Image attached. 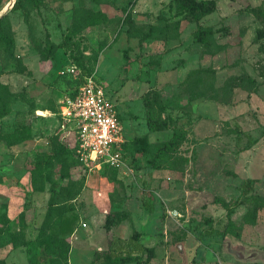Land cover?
Instances as JSON below:
<instances>
[{
	"label": "rangeland",
	"instance_id": "rangeland-1",
	"mask_svg": "<svg viewBox=\"0 0 264 264\" xmlns=\"http://www.w3.org/2000/svg\"><path fill=\"white\" fill-rule=\"evenodd\" d=\"M17 1L0 0L13 40L9 52L0 48L11 108L0 118V221L10 220L0 264H44L37 240L57 234L54 221L44 224L49 194L33 189L31 171L39 153L55 154L66 139L56 113L78 87L71 66L102 83L130 142L114 183L67 154L47 169L64 199L67 174L82 185L72 201L78 221L62 238L67 263L91 264L110 249L139 258L121 264H264V0H194L211 2L199 17L187 0H43L38 9ZM87 10L105 20L86 25ZM147 115L165 127L150 132ZM22 125L31 140L7 146L1 136ZM175 130L184 132L173 154L181 163L151 169L152 152ZM257 205L255 222L244 223ZM112 213L126 219L107 232ZM229 222L235 228L219 236Z\"/></svg>",
	"mask_w": 264,
	"mask_h": 264
},
{
	"label": "trees",
	"instance_id": "trees-1",
	"mask_svg": "<svg viewBox=\"0 0 264 264\" xmlns=\"http://www.w3.org/2000/svg\"><path fill=\"white\" fill-rule=\"evenodd\" d=\"M22 0H18L16 4L20 3ZM28 2L32 3L36 9L39 8L43 0H27ZM189 2V7L185 10L189 11L191 15L197 17L207 14L211 11V2H199L196 3L194 0H187ZM181 2H179L180 5ZM15 4V5H16ZM180 7V6H179ZM182 7V6H181ZM181 9V8H180ZM183 9V7H182ZM85 23L86 25H99L101 22L105 20L104 16L99 11H91L87 10L85 12ZM8 15H3L0 17V48L3 51L9 52L13 47V40L11 37L10 29L7 24ZM53 53H50L52 55ZM18 61V60H14ZM21 65L19 73L25 71V67ZM77 68H81L80 66H76ZM81 70V69H80ZM82 76H89L88 73L81 70ZM79 85V83H78ZM75 92V91H74ZM73 92V93H74ZM72 93V94H73ZM70 94V95H72ZM119 110V109H118ZM59 111V106H58ZM120 111V110H119ZM11 112L10 102H9V94L8 89L5 85L0 84V118H3L9 115ZM58 112L56 113V115ZM58 116V115H57ZM119 119L122 121V115L119 112L118 114ZM123 122V121H122ZM146 123L150 130V132L156 131L160 128L165 127V123L162 122L161 118H155L152 115L146 116ZM33 134L32 130L29 126H20V128L13 133L5 134L1 136V140H3L7 146L12 147L18 145L20 143H25L31 140ZM184 139V132L180 130H175L172 137L161 144H159L154 151L152 152L149 160L147 161L148 166L154 170L160 169H168L173 170L176 166L180 163L176 160L173 156L174 152L179 148L181 141ZM129 140L125 142L123 145V156L124 161L129 156ZM135 143L138 145L137 152L139 154H145L148 149V142L146 137H139L135 139ZM64 154L71 156L75 164L79 166L78 161L74 156L73 149L69 146L67 140H63V144L61 145L60 150H58L55 154H47V153H39L36 163L31 171V185L35 191L48 193L49 199L46 203V218L44 224L46 226L51 225L52 222H55L57 227V234L48 235V236H40L37 240V257L42 259L44 264H68V252L69 248L64 245L63 237L67 235H71L74 231L75 225L78 221V216L75 213L74 206L72 201L75 197L81 192L82 185L79 183H74L70 179V175L67 174L65 179H68V184L63 188L68 192V198L64 199L60 191L57 190V186L59 181L51 182L50 175L47 172V169L52 165V162L55 160L62 159ZM61 156V158H60ZM100 175L104 176L109 182L114 183L116 180V170L108 169L104 167L100 173ZM250 183V190H252V182ZM247 198V196H245ZM249 199V197L247 198ZM68 201V202H67ZM64 204L65 206H61L60 204ZM44 206V207H45ZM62 207V208H60ZM261 207V205H257L248 211L244 217L243 222L246 224H253L256 219L257 210ZM126 217L121 216L118 213H112L107 216L105 229L107 232H110L112 228L119 225L122 221H124ZM9 218L4 215L2 220L0 221V235L3 234L2 225L9 224ZM235 225L232 222H229L227 225V229L223 232H219V236H223L227 230H233ZM135 249H144L147 248L143 247L138 242L135 244ZM134 250V251H136ZM30 251V250H29ZM147 251H151V249H147ZM104 258L107 260L109 264H121L125 262H130L134 260H138L136 255L132 254L130 251L124 254H117L112 250H108V252L99 251L95 254L94 262L92 261L91 264H96L97 260Z\"/></svg>",
	"mask_w": 264,
	"mask_h": 264
},
{
	"label": "built area",
	"instance_id": "built-area-1",
	"mask_svg": "<svg viewBox=\"0 0 264 264\" xmlns=\"http://www.w3.org/2000/svg\"><path fill=\"white\" fill-rule=\"evenodd\" d=\"M66 73L78 76L79 85L72 95L58 101L59 131L88 174H100L104 167L116 170L124 163L123 145L127 141L117 105L95 76H82L76 66Z\"/></svg>",
	"mask_w": 264,
	"mask_h": 264
},
{
	"label": "water",
	"instance_id": "water-1",
	"mask_svg": "<svg viewBox=\"0 0 264 264\" xmlns=\"http://www.w3.org/2000/svg\"><path fill=\"white\" fill-rule=\"evenodd\" d=\"M1 17V16H0ZM178 250L181 253V245L178 246Z\"/></svg>",
	"mask_w": 264,
	"mask_h": 264
},
{
	"label": "crops",
	"instance_id": "crops-1",
	"mask_svg": "<svg viewBox=\"0 0 264 264\" xmlns=\"http://www.w3.org/2000/svg\"><path fill=\"white\" fill-rule=\"evenodd\" d=\"M93 174H98V175H100L99 173H93Z\"/></svg>",
	"mask_w": 264,
	"mask_h": 264
},
{
	"label": "bare ground",
	"instance_id": "bare-ground-1",
	"mask_svg": "<svg viewBox=\"0 0 264 264\" xmlns=\"http://www.w3.org/2000/svg\"><path fill=\"white\" fill-rule=\"evenodd\" d=\"M39 114H41V115H42V113H41V112H39Z\"/></svg>",
	"mask_w": 264,
	"mask_h": 264
}]
</instances>
